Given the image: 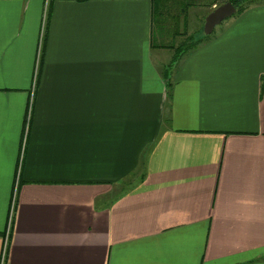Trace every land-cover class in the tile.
<instances>
[{"label": "crops", "instance_id": "crops-1", "mask_svg": "<svg viewBox=\"0 0 264 264\" xmlns=\"http://www.w3.org/2000/svg\"><path fill=\"white\" fill-rule=\"evenodd\" d=\"M152 29V0H0V264H264V3L169 83Z\"/></svg>", "mask_w": 264, "mask_h": 264}, {"label": "trees", "instance_id": "trees-1", "mask_svg": "<svg viewBox=\"0 0 264 264\" xmlns=\"http://www.w3.org/2000/svg\"><path fill=\"white\" fill-rule=\"evenodd\" d=\"M257 0H178L177 7L174 6L173 0H152L153 2V29H152V43L155 47H172L175 48V55L172 59V63L166 67L165 77L166 82L168 81L172 73V68L183 56L195 49L204 40H207L211 35H205L203 32V27L201 30L191 34L186 35L185 39L177 47L175 46L173 40L177 38L180 34L177 31V26H174L176 21L182 18L184 21L183 25L186 26L188 22V9L190 7H201L209 8L210 11L214 10L216 7L226 3L231 2L237 8L236 15L241 14L254 2ZM181 12V15L172 13V11ZM207 13V15L209 14ZM206 15V16H207ZM173 20L174 24L171 26L170 21ZM188 27V26H187ZM187 29V28H184ZM186 32H181V35H185ZM172 38V41H167L168 38ZM169 42V43H168Z\"/></svg>", "mask_w": 264, "mask_h": 264}, {"label": "rangeland", "instance_id": "rangeland-1", "mask_svg": "<svg viewBox=\"0 0 264 264\" xmlns=\"http://www.w3.org/2000/svg\"><path fill=\"white\" fill-rule=\"evenodd\" d=\"M177 1L178 0H173V3H172L176 7L178 5ZM261 3H264V0H257L256 2L253 3V5H259ZM209 11H210L209 8L190 7L188 9V22H187L186 26L183 25L184 21L182 20V18L179 19L178 21H176L175 24H174L173 20L170 21L171 26H173V24H174V26H177L178 27L177 31H179V33H180L177 36V38H175L173 40L175 46H178L179 44H181L183 42V40L185 39L186 35H188V34L191 35V34L197 32V31L201 30L202 27H204L205 19L207 17L206 15H207V13ZM172 13L178 14L179 16L181 15V12L180 11L176 12V10L172 11ZM234 15H236V14H234ZM184 28H187V29H184ZM181 32L182 33L186 32V34L185 35H181ZM167 41L171 42L172 38L169 37Z\"/></svg>", "mask_w": 264, "mask_h": 264}, {"label": "water", "instance_id": "water-1", "mask_svg": "<svg viewBox=\"0 0 264 264\" xmlns=\"http://www.w3.org/2000/svg\"><path fill=\"white\" fill-rule=\"evenodd\" d=\"M237 11V8L231 2H226L218 7H216L213 11H211L206 19L203 27V32L205 35H211L216 26L220 25L226 19L232 17Z\"/></svg>", "mask_w": 264, "mask_h": 264}, {"label": "built area", "instance_id": "built-area-1", "mask_svg": "<svg viewBox=\"0 0 264 264\" xmlns=\"http://www.w3.org/2000/svg\"><path fill=\"white\" fill-rule=\"evenodd\" d=\"M30 116V115H29Z\"/></svg>", "mask_w": 264, "mask_h": 264}]
</instances>
